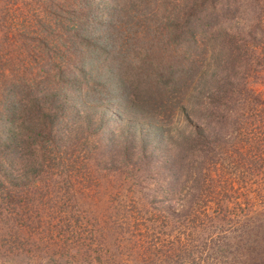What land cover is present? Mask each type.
<instances>
[{"label":"trees","instance_id":"obj_1","mask_svg":"<svg viewBox=\"0 0 264 264\" xmlns=\"http://www.w3.org/2000/svg\"><path fill=\"white\" fill-rule=\"evenodd\" d=\"M13 5L14 0H0V193L23 189L43 160L59 167L62 128L81 119L76 123H84L83 138H93L94 149L104 144V152L115 154L117 170L131 176L130 186L145 185L150 178L148 184L170 192L153 198L160 206L177 194L186 209L203 193L204 199H223L219 178L209 182L206 177L218 161L222 140L217 130L234 120L237 67L245 65V48L256 32L264 30V0H28L22 4L23 31L8 34L6 17ZM135 16L139 24L133 23ZM117 18H126L132 29H117ZM27 20L36 26L33 36ZM197 33L206 36L197 38ZM129 34L126 51H132L135 68L121 58ZM153 57L158 66L147 67ZM182 61L190 66L180 69ZM199 61H204L202 72L185 101L175 103L172 95L167 101L177 105L187 124L190 112L202 115L211 132L192 125V135L183 137L165 125L170 119L155 108L158 96L154 105L146 92L154 79L160 88L172 75L192 74ZM133 74L135 82H123V76ZM161 152L159 163L156 153ZM228 212L223 210V218Z\"/></svg>","mask_w":264,"mask_h":264},{"label":"rangeland","instance_id":"obj_2","mask_svg":"<svg viewBox=\"0 0 264 264\" xmlns=\"http://www.w3.org/2000/svg\"><path fill=\"white\" fill-rule=\"evenodd\" d=\"M14 1L6 17L8 34L23 31L22 4L28 0ZM125 21L123 18L117 25L122 32L132 29ZM135 22H140L137 16ZM26 23L33 36L36 26L28 20ZM203 35L206 33L196 37ZM124 37V60L119 58L118 65L122 60L125 66L131 63L135 68L132 51H126L133 35ZM142 37L147 42L151 36ZM254 39L245 48V65L237 67L232 80L234 120L229 127L217 130L222 140L218 161L206 177L209 182L219 178L215 181L225 199L224 194L222 200L204 199L203 193L202 199L190 202L186 209L177 194L160 206L158 198H153L159 192H170H164V186L148 184L150 178L145 185L130 186L131 176L117 170L118 160L112 158L115 154L104 152V144L94 149L93 138H83L84 123H76L82 121L77 119L62 128L59 167L56 161L48 165L43 160L40 172L31 176L23 189L0 193V264H264V30L256 32ZM136 60L141 63L142 59ZM155 60L150 58L147 67L158 66ZM203 63L199 61L192 74L172 75L160 88L154 79L146 92L153 101V96H158L155 108L170 119L165 125L179 129L183 137L192 135V125H202L211 132L202 115L190 112L187 124L176 113L177 105L167 101L171 95L175 103L185 101ZM179 65L180 69L190 66L187 61ZM145 72V68L140 70ZM132 78L135 82L136 74L122 80L131 82ZM137 88L146 91L145 85ZM197 109L202 112L201 106ZM111 131L116 133L115 128ZM156 154L161 163L162 152ZM111 162L114 167L109 170ZM224 209L229 211L226 219Z\"/></svg>","mask_w":264,"mask_h":264}]
</instances>
